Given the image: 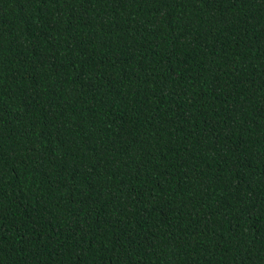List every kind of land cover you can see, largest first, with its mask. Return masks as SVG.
I'll list each match as a JSON object with an SVG mask.
<instances>
[{"label":"trees","instance_id":"trees-1","mask_svg":"<svg viewBox=\"0 0 264 264\" xmlns=\"http://www.w3.org/2000/svg\"><path fill=\"white\" fill-rule=\"evenodd\" d=\"M0 264H264V0H0Z\"/></svg>","mask_w":264,"mask_h":264}]
</instances>
